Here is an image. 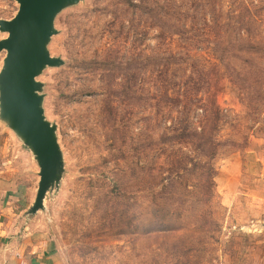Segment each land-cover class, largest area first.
<instances>
[{
    "label": "rangeland",
    "instance_id": "1",
    "mask_svg": "<svg viewBox=\"0 0 264 264\" xmlns=\"http://www.w3.org/2000/svg\"><path fill=\"white\" fill-rule=\"evenodd\" d=\"M55 29L38 80L65 170L37 215L58 263L264 264V0H82ZM38 171L0 121V197Z\"/></svg>",
    "mask_w": 264,
    "mask_h": 264
},
{
    "label": "water",
    "instance_id": "2",
    "mask_svg": "<svg viewBox=\"0 0 264 264\" xmlns=\"http://www.w3.org/2000/svg\"><path fill=\"white\" fill-rule=\"evenodd\" d=\"M17 13L0 19V53L5 52L0 70V121L30 152L38 168L34 201L26 216L34 218L45 209V198L57 189L64 174V159L57 139V127L44 114L43 84L38 80L47 68L64 65L48 51L57 34L56 18L82 0H14Z\"/></svg>",
    "mask_w": 264,
    "mask_h": 264
},
{
    "label": "crops",
    "instance_id": "3",
    "mask_svg": "<svg viewBox=\"0 0 264 264\" xmlns=\"http://www.w3.org/2000/svg\"><path fill=\"white\" fill-rule=\"evenodd\" d=\"M33 201V189L19 186L10 197H0V259L6 264H12L15 258L22 264H59L56 248L39 216L25 215ZM27 258L30 260L26 263Z\"/></svg>",
    "mask_w": 264,
    "mask_h": 264
}]
</instances>
